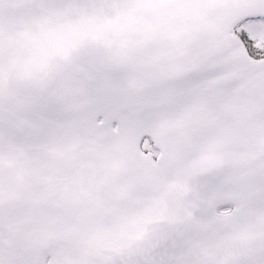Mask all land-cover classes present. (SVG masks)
I'll use <instances>...</instances> for the list:
<instances>
[{"label":"snow or ice","instance_id":"snow-or-ice-1","mask_svg":"<svg viewBox=\"0 0 264 264\" xmlns=\"http://www.w3.org/2000/svg\"><path fill=\"white\" fill-rule=\"evenodd\" d=\"M0 264H264V0H0Z\"/></svg>","mask_w":264,"mask_h":264}]
</instances>
